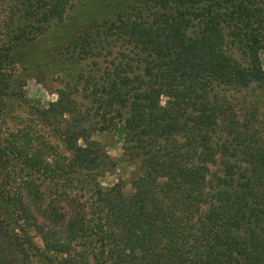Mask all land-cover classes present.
Instances as JSON below:
<instances>
[{"label": "trees", "instance_id": "16d2710c", "mask_svg": "<svg viewBox=\"0 0 264 264\" xmlns=\"http://www.w3.org/2000/svg\"><path fill=\"white\" fill-rule=\"evenodd\" d=\"M70 1L0 0V105L22 98L14 66ZM91 35V55L113 54L87 124L55 104L70 156L0 143V171L19 169L0 174V264H264V136L235 97L264 92V0H128ZM113 130L117 159L92 137Z\"/></svg>", "mask_w": 264, "mask_h": 264}, {"label": "rangeland", "instance_id": "374dc122", "mask_svg": "<svg viewBox=\"0 0 264 264\" xmlns=\"http://www.w3.org/2000/svg\"><path fill=\"white\" fill-rule=\"evenodd\" d=\"M126 3L128 0H72L46 33L26 44L22 58L13 69L15 79L22 80V98L6 97L0 105L1 144L20 147L30 162L46 159L53 164L56 151L70 156L69 152H62L61 137L54 131L55 104L65 98L75 100L77 112H83L86 117L83 122H89L91 78L105 68L113 54L108 48H102L91 55V23ZM237 96L249 105L250 111H256L264 136V92L253 89ZM92 137L104 146L110 157L117 159L121 155L118 132H97ZM48 144L55 145L56 151ZM18 170L10 167L2 169L0 174L10 172L14 176ZM124 172L123 167H118L115 172L106 173L100 182L109 185L124 176Z\"/></svg>", "mask_w": 264, "mask_h": 264}]
</instances>
